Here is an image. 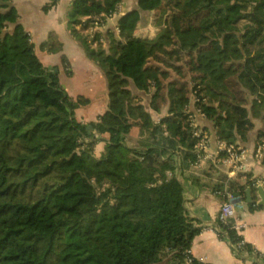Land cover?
<instances>
[{
    "label": "trees",
    "instance_id": "1",
    "mask_svg": "<svg viewBox=\"0 0 264 264\" xmlns=\"http://www.w3.org/2000/svg\"><path fill=\"white\" fill-rule=\"evenodd\" d=\"M121 1H71L72 34L103 67L108 87L107 110L83 122L75 111L90 99L67 93L17 8L0 0V264H188L200 231L177 173L197 159L188 107L193 100L222 139L236 125L253 126L248 105L264 97V0H159L153 23L164 31L155 40L137 33L141 12L130 9L105 52L75 26L88 17V29ZM41 47L62 44L51 32ZM127 73L151 93L152 110L167 107L158 121ZM217 225L244 262H264L246 241L236 249L234 230Z\"/></svg>",
    "mask_w": 264,
    "mask_h": 264
},
{
    "label": "crops",
    "instance_id": "2",
    "mask_svg": "<svg viewBox=\"0 0 264 264\" xmlns=\"http://www.w3.org/2000/svg\"><path fill=\"white\" fill-rule=\"evenodd\" d=\"M71 1L11 0V3L18 10L20 22L30 33L34 50L42 63L47 69L56 73L59 82L70 96L76 98L82 95L90 99L89 103L75 111V115L80 121L88 122L96 120L108 108L107 79L103 67L89 58L84 47L72 34L68 19ZM148 1L150 0H122L124 6L122 13L134 8L140 10L141 25L137 31L139 34H142L143 30H154L155 27L154 23L149 22L154 17V5L149 8ZM119 16L108 18L97 36L105 38L103 45L107 52H112L111 38L118 36ZM83 20L81 29L86 31L87 29H84L86 23ZM89 27L90 32L93 33L92 25L90 24ZM163 31L164 29L158 35L160 36ZM51 32L56 34L57 40L62 44L59 51L50 52L41 47V44L48 40ZM145 34L143 33V35ZM126 77L130 80V84H133L130 73H127ZM133 88L136 89L135 86ZM131 90L143 96L142 103L155 120L158 121L160 116L166 114L167 107L162 112L150 108L151 93L137 89L134 91L132 88ZM262 103L258 96L251 98L248 108L253 126L244 132L241 126L236 125L234 137L230 139V141L238 142L251 150L245 159L247 168L239 172L229 170L223 163L224 154L219 151L217 146V139L220 137L217 135L212 121L200 112L193 100L188 107L193 126L206 129L209 135L204 158L199 163L192 164L188 168L182 167L177 171L183 184L186 213L193 223L200 227L190 248V253L196 260H202L207 264L251 263L250 260L247 263L244 262L233 251L229 240L221 237L218 232V215L222 204L226 201L232 203L236 219L247 224V228L242 233L245 241L264 253V205L259 204L261 198L258 194V186L260 185L255 184V189L251 187L255 180L264 178V161L258 160L252 151L256 138L264 139V105L262 108L259 107ZM99 142H101L102 148L98 152L102 151L104 146L103 141ZM96 154L99 153L96 152ZM243 184H246L247 187L242 196L238 193V186ZM250 204L259 207L251 210Z\"/></svg>",
    "mask_w": 264,
    "mask_h": 264
},
{
    "label": "built area",
    "instance_id": "3",
    "mask_svg": "<svg viewBox=\"0 0 264 264\" xmlns=\"http://www.w3.org/2000/svg\"><path fill=\"white\" fill-rule=\"evenodd\" d=\"M124 11V6L122 1L117 4L115 9L109 12V15L106 19H101L99 16H95L94 20L89 21V25H92L93 34L99 36V31L102 30L108 18L112 16H119ZM88 17L84 18L83 22L87 20ZM82 22L78 23L75 27L78 30H82ZM118 27V26H117ZM188 112V110H187ZM201 112V111H200ZM192 126L194 125L191 121ZM194 127V126H193ZM195 136L198 137V140L195 144V151L197 159L195 163H199L204 158V151L206 150L208 143V131L206 129H201L194 127ZM217 146L220 152H223L224 159L223 163L227 165L229 170L234 172H239L247 168L245 159L250 153V148L239 144L235 141H230L222 138L217 139ZM253 153L257 156V159L264 161V139L262 137L256 138L253 146ZM255 184H259L264 188V178H259L255 180ZM220 223L222 228H228L234 230L237 236V242L234 243V247L238 250L241 249V244L245 242L243 237V230L247 228V224L244 221L236 219L234 207L231 202L226 201L222 204L220 212L218 215V224ZM196 261L192 256L188 258V264H194ZM203 262L202 260H199Z\"/></svg>",
    "mask_w": 264,
    "mask_h": 264
},
{
    "label": "rangeland",
    "instance_id": "4",
    "mask_svg": "<svg viewBox=\"0 0 264 264\" xmlns=\"http://www.w3.org/2000/svg\"><path fill=\"white\" fill-rule=\"evenodd\" d=\"M149 3V5H148V7L150 8L152 5H154V7H153V9H154V11H156V6H157V4L159 3V0H150V1H148ZM154 16H155V13H154ZM86 18V17H85ZM153 19H154V17L151 19V20H149V22L150 23H153ZM155 25V24H154ZM228 28L230 29V28H232V26H228ZM89 32L91 31V29H90V27H88V29H87ZM162 29H161V27H158L157 25H155V27H154V30L153 29H149V31H146V30H143L142 32L143 33H146L145 35H147V36H149L150 38H153L154 40L155 39H157L158 37H159V33H160V31H161ZM143 33L141 34V35H143ZM90 34H91V37L93 38H98L99 39V41H101L102 43H104V41H105V38H102V37H97L95 34H93L92 32H90ZM118 34H119V29H118ZM102 48L104 49V45L102 46ZM105 52H107V50L105 51ZM134 91H136V89L135 88H133L134 86H133V84L131 83L130 85H129ZM143 97V96H142ZM258 97H260L261 98V100H262V104H261V106H259L260 108H262V106L264 105V97H262V96H258ZM146 101V100H145ZM149 101H150V99H149ZM141 102H142V100H141ZM256 106H258L257 104H256ZM101 144V142H96V146H95V152H97V153H99L100 154V152H98V150H100V148H102V146L100 145ZM98 145H99V147H98Z\"/></svg>",
    "mask_w": 264,
    "mask_h": 264
},
{
    "label": "water",
    "instance_id": "5",
    "mask_svg": "<svg viewBox=\"0 0 264 264\" xmlns=\"http://www.w3.org/2000/svg\"><path fill=\"white\" fill-rule=\"evenodd\" d=\"M89 128H92V126H89ZM258 194L261 198L259 204L264 205V188L262 186H258Z\"/></svg>",
    "mask_w": 264,
    "mask_h": 264
}]
</instances>
